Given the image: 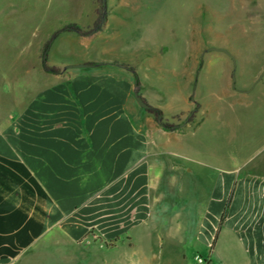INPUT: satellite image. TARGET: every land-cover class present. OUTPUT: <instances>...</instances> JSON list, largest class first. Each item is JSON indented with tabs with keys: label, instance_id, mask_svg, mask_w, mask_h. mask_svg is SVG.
<instances>
[{
	"label": "rangeland",
	"instance_id": "obj_1",
	"mask_svg": "<svg viewBox=\"0 0 264 264\" xmlns=\"http://www.w3.org/2000/svg\"><path fill=\"white\" fill-rule=\"evenodd\" d=\"M213 48L234 55L235 87L232 58ZM111 60L142 71L151 60L164 69L150 71L149 78L160 76L166 84L158 101L168 128L155 120L156 128L182 133L164 157L170 165L156 171L162 175L156 197L170 192L133 234L74 245L61 237L55 243L50 234L14 264H184L181 253L195 264L198 253H210L195 238L213 181L223 169L264 156V0H0V116L51 79L42 76ZM140 117L155 118L142 107ZM178 143L187 159L175 149ZM183 165L197 173L184 177L182 194ZM170 181L176 186L168 188ZM195 181L197 202L183 210ZM226 248L223 257L217 252L219 264L231 263Z\"/></svg>",
	"mask_w": 264,
	"mask_h": 264
},
{
	"label": "crops",
	"instance_id": "obj_2",
	"mask_svg": "<svg viewBox=\"0 0 264 264\" xmlns=\"http://www.w3.org/2000/svg\"><path fill=\"white\" fill-rule=\"evenodd\" d=\"M145 62V71L111 60L47 74V84L37 83L0 116V264H14L50 234L55 243L61 237L73 245L90 237L120 240L151 218L154 203L170 192L156 197L162 178L156 171L170 165L164 157L182 133L157 129L155 118L141 120L136 81L142 98L163 112L158 98L166 93L160 76L149 78L163 67ZM176 146L183 152L181 143ZM180 171L183 194L184 177L197 171L190 165ZM197 184L183 210L197 202ZM199 219L195 240L209 249L210 264L218 263L217 252L223 257L226 246L230 264H264V156L223 169ZM181 258L188 264L184 253Z\"/></svg>",
	"mask_w": 264,
	"mask_h": 264
},
{
	"label": "water",
	"instance_id": "obj_3",
	"mask_svg": "<svg viewBox=\"0 0 264 264\" xmlns=\"http://www.w3.org/2000/svg\"><path fill=\"white\" fill-rule=\"evenodd\" d=\"M105 1V0H104ZM213 50H216V51H221V52H224L226 54H228L232 60H233V64H234V67H233V72H232V81H233V87L236 86V60H235V57L234 55H232L228 50H225V49H218V48H213ZM83 67H91V65H75V66H68L66 69H70V68H83ZM136 90L134 92V96H135V99L137 100L138 104L144 108V109H149L150 108V105L142 98V96L140 95V90H139V82L138 80L136 81Z\"/></svg>",
	"mask_w": 264,
	"mask_h": 264
},
{
	"label": "trees",
	"instance_id": "obj_4",
	"mask_svg": "<svg viewBox=\"0 0 264 264\" xmlns=\"http://www.w3.org/2000/svg\"><path fill=\"white\" fill-rule=\"evenodd\" d=\"M103 65H104V64L93 65V66H103ZM147 110H148L149 113H151L152 115H154L155 120H156L159 124H161L165 129L168 128L167 124H165L164 121H163V120H164V115H163V112H162L161 109L150 106V108L147 109ZM230 201H231V199H230ZM230 201H229V203H228V205H227V209H228V207H229V205H230ZM227 209H226V211H225V213H224V215H223V217H222V221L226 218V215H227Z\"/></svg>",
	"mask_w": 264,
	"mask_h": 264
},
{
	"label": "built area",
	"instance_id": "obj_5",
	"mask_svg": "<svg viewBox=\"0 0 264 264\" xmlns=\"http://www.w3.org/2000/svg\"><path fill=\"white\" fill-rule=\"evenodd\" d=\"M195 264H210V259L202 255H197L195 257Z\"/></svg>",
	"mask_w": 264,
	"mask_h": 264
}]
</instances>
